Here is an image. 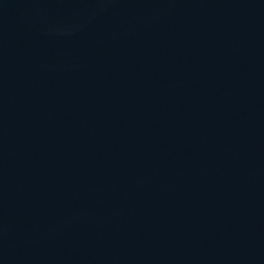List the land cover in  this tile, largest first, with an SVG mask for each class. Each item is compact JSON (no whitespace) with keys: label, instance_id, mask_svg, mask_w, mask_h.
<instances>
[{"label":"water","instance_id":"1","mask_svg":"<svg viewBox=\"0 0 264 264\" xmlns=\"http://www.w3.org/2000/svg\"><path fill=\"white\" fill-rule=\"evenodd\" d=\"M0 264H264V0H0Z\"/></svg>","mask_w":264,"mask_h":264}]
</instances>
